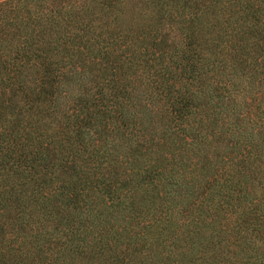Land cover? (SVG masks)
<instances>
[{
	"label": "trees",
	"instance_id": "16d2710c",
	"mask_svg": "<svg viewBox=\"0 0 264 264\" xmlns=\"http://www.w3.org/2000/svg\"><path fill=\"white\" fill-rule=\"evenodd\" d=\"M0 264H264V0H0Z\"/></svg>",
	"mask_w": 264,
	"mask_h": 264
}]
</instances>
